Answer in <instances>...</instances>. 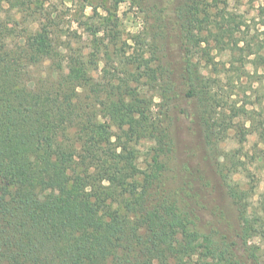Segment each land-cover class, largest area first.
Masks as SVG:
<instances>
[{
	"label": "trees",
	"instance_id": "obj_1",
	"mask_svg": "<svg viewBox=\"0 0 264 264\" xmlns=\"http://www.w3.org/2000/svg\"><path fill=\"white\" fill-rule=\"evenodd\" d=\"M68 3L79 22L89 8V20L111 10ZM171 6L152 12L149 59L126 55L114 31L108 41L98 27L82 31L87 40L66 31L53 1L0 0V264H262L249 236L264 237V200L256 209L254 187L235 176L253 180L248 162L264 163V101L254 85L251 108L223 94L230 72L263 82L260 33L221 0H183L168 15ZM103 52L119 65L115 78H98ZM193 102L205 153L175 167V130L196 120ZM231 130L239 147L227 152ZM217 191L225 206L210 199Z\"/></svg>",
	"mask_w": 264,
	"mask_h": 264
},
{
	"label": "rangeland",
	"instance_id": "obj_2",
	"mask_svg": "<svg viewBox=\"0 0 264 264\" xmlns=\"http://www.w3.org/2000/svg\"><path fill=\"white\" fill-rule=\"evenodd\" d=\"M50 2L53 1L54 5H56L57 13L58 15V21L60 22V18H64L63 24H61L66 31H79V34L84 31L85 33H89V31H93L94 27H98L99 31H101V34H99L102 37H106V41H108L106 33L104 31H114L120 40V44H122L123 49L126 51V55H138L139 54H145L149 59L152 58V55L150 51L152 50V45L156 44V42L159 43V40L157 41L154 39L153 34L151 31H155V23H154V17H152V12L158 13L159 10L164 8V3L166 0H145L146 2H142L139 0H103L104 3H107L110 7V13L104 12L102 9L98 10V18L95 17L92 20L88 19L89 15L94 14L92 9L89 8L86 10V16L81 19L79 18L78 9L79 7L74 4L68 3L63 4L64 0H48ZM102 0H98V4ZM171 1V8L166 13L168 15L171 14V9L173 10L176 8L183 0H170ZM222 2H227L229 6V10L233 11L234 13H237L239 15H244L247 17L249 24L252 28H256L258 32L260 33V40L263 42L264 45V35H261L264 32V0H221ZM54 8V10L56 11ZM158 11V12H157ZM164 13V14H166ZM173 14V13H172ZM78 18V19H77ZM85 23H88L87 25ZM93 25V26H91ZM257 31H251V33H255ZM83 34V33H82ZM146 35H149L150 38H148ZM89 35L83 34V39L87 40ZM179 48V47H177ZM175 49L174 52L171 53V56L169 57L172 61L179 60L180 53ZM147 53V54H146ZM197 53V52H196ZM264 53V51L262 52ZM104 52L101 54V64L100 69L98 71V78L102 77H111L115 78L117 76L116 69L119 67V65L114 64V61L111 60L110 57H106V55H103ZM212 55H215L216 60L219 62L228 63L231 61V57L229 53H221L217 50L212 51ZM169 58L166 61H169ZM197 58H200V54L197 55ZM236 59H239V61L242 60V58L235 57L234 61H237ZM205 60H202V65H204ZM238 63V62H237ZM242 63V62H239ZM229 67V66H228ZM115 72H114V70ZM212 69V67L210 68ZM220 69V68H219ZM206 71V70H205ZM213 76L216 75V72H210ZM97 75V74H96ZM255 78L244 76L241 78H238L237 75H235L233 72H230L229 75H227V78L224 81V95H227L226 97L230 96L231 93H233L232 101L237 100L238 107H252V104H244L245 102V96H249L252 94L254 90L251 89L253 86L256 90V97L257 95H260L262 100L264 101V79L263 82H254ZM147 82L145 81V78L141 82L142 87L144 88V92L142 95L147 97H152L156 95L154 89L149 88L146 85ZM230 84L231 87L228 85ZM100 90L104 93L105 92V80L103 79L100 83ZM255 99V98H254ZM253 99V100H254ZM161 102V100L156 96L155 97V106L153 108L156 109L157 104ZM179 100L176 104L179 105ZM233 103L231 101L228 102V105L231 107ZM227 107L229 109L230 107ZM191 111H193L196 114V122L194 120L187 121L183 118L179 119L176 132L177 137V143H178V153L176 154V157L174 159L173 165L175 167L178 165L180 167L181 164L185 163L188 158V153L193 151L196 154L204 155L205 153V147L203 143V137H202V130L200 128L199 120L197 118L198 114V106L196 102H193L191 105ZM235 124H242L243 119L240 117L234 118ZM250 124H246V127H249ZM235 130H231L230 132V138L225 143L221 144L220 148L224 151H232L239 147L237 143V139L235 138ZM146 142H142L144 144ZM258 144V138L256 134H251L247 136V141L244 144V151L249 153V156L252 157L255 153V145ZM146 146V145H145ZM259 147H262L260 145ZM141 152L144 150L141 149ZM204 152V153H203ZM114 154V153H113ZM144 155L141 154L139 162L142 163L144 159ZM203 158L199 159L202 160ZM203 161V160H202ZM249 161V160H248ZM207 164V163H206ZM248 170L252 174L251 180L248 176V173L244 172L242 175L237 174L235 176V179L239 182H241V186H243L245 189L250 188L251 186L254 187L253 190V198L250 200L256 209L261 210V206H258V202L261 200H264V163L261 158H259V161L254 164H249L248 162ZM174 167V166H172ZM217 191L215 195L210 198L212 201H214V204H219L221 206H225V202L220 201L221 196ZM259 216H261V213H258ZM249 241L252 244H257L260 247L259 250V256L262 264H264V237L253 235L250 232Z\"/></svg>",
	"mask_w": 264,
	"mask_h": 264
}]
</instances>
